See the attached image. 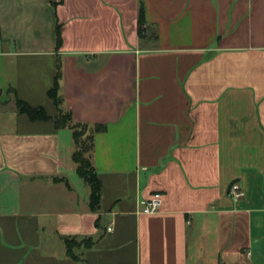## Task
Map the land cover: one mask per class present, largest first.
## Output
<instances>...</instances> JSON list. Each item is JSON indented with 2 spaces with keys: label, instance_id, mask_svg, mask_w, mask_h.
<instances>
[{
  "label": "crops",
  "instance_id": "1",
  "mask_svg": "<svg viewBox=\"0 0 264 264\" xmlns=\"http://www.w3.org/2000/svg\"><path fill=\"white\" fill-rule=\"evenodd\" d=\"M0 33V264H264V0H0ZM60 60L74 120L106 125L96 211L73 130L7 92L55 116Z\"/></svg>",
  "mask_w": 264,
  "mask_h": 264
},
{
  "label": "trees",
  "instance_id": "2",
  "mask_svg": "<svg viewBox=\"0 0 264 264\" xmlns=\"http://www.w3.org/2000/svg\"><path fill=\"white\" fill-rule=\"evenodd\" d=\"M144 25H145V5L143 1H141L140 13H139L140 32H142ZM57 42L59 45L62 42L60 26H57ZM61 77H62V62L60 60L58 64V72L55 78V83L48 91L49 96L53 99L58 109V113L55 116L50 115L43 105L35 106L29 103L27 100L21 98L18 95L15 88L9 87L7 92L11 95L10 98L14 99L17 111L21 114H27L32 121L54 120L55 126L58 129L70 127L73 130V138L75 142L73 159L76 163V169L79 176L83 178L90 187L89 201L92 210L96 211L100 208L101 205L102 182L96 171L92 157L95 147V135L99 131H104L106 129V125L99 123L89 124V123L77 122L74 120L73 113L70 109H68L65 106L64 97L60 92ZM2 94H3V89L0 87V98ZM81 127H84L86 129L85 130L86 133L90 131L89 133L90 137L88 138L89 145L86 148H83L85 140L82 139L81 137L82 136L80 132ZM74 239L75 237L73 238L67 237L65 239L68 248V254L73 259L79 260L80 259L79 255H77L74 252V248L77 247V244L75 243ZM84 239L88 240V242L85 245L86 247H91L95 242L94 239L91 237Z\"/></svg>",
  "mask_w": 264,
  "mask_h": 264
},
{
  "label": "built area",
  "instance_id": "3",
  "mask_svg": "<svg viewBox=\"0 0 264 264\" xmlns=\"http://www.w3.org/2000/svg\"><path fill=\"white\" fill-rule=\"evenodd\" d=\"M241 186L238 183H234L231 187V193L235 197H240L242 193ZM163 204V195L161 192H155L148 199H143L140 201V206L138 209L139 214H155L161 210ZM111 230V227H109Z\"/></svg>",
  "mask_w": 264,
  "mask_h": 264
},
{
  "label": "rangeland",
  "instance_id": "4",
  "mask_svg": "<svg viewBox=\"0 0 264 264\" xmlns=\"http://www.w3.org/2000/svg\"><path fill=\"white\" fill-rule=\"evenodd\" d=\"M0 39H1V33H0ZM8 95L11 96L9 93H8ZM85 130H86V129H85L84 127H81V128H80V132H81V134H82L81 137H82V139L85 140V143H84V145H83V148L88 147V145H89L88 138L90 137V136H89L90 131H88V133H86ZM87 155H88V154H87ZM74 241H75V243L77 244V246H85L86 243L88 242V240L80 239V238H77V237H75ZM85 247H86V246H85Z\"/></svg>",
  "mask_w": 264,
  "mask_h": 264
}]
</instances>
